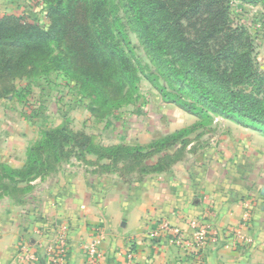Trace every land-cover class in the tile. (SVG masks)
Wrapping results in <instances>:
<instances>
[{
	"label": "trees",
	"instance_id": "16d2710c",
	"mask_svg": "<svg viewBox=\"0 0 264 264\" xmlns=\"http://www.w3.org/2000/svg\"><path fill=\"white\" fill-rule=\"evenodd\" d=\"M42 1L45 25L0 14V99L18 93V79L34 82L57 73L103 120L138 100L145 77L164 102L202 125L222 116L264 135V67L255 37L232 17V0ZM130 31L148 62L138 58ZM187 132L147 145H103L67 124L45 130L27 148L21 168L0 163V197L23 201L32 181L73 158L88 163L89 155L103 172L141 180L185 156Z\"/></svg>",
	"mask_w": 264,
	"mask_h": 264
},
{
	"label": "crops",
	"instance_id": "0c3cea01",
	"mask_svg": "<svg viewBox=\"0 0 264 264\" xmlns=\"http://www.w3.org/2000/svg\"><path fill=\"white\" fill-rule=\"evenodd\" d=\"M218 121L207 142H190L169 169L141 180L103 172L97 158H87L32 181L23 201L2 196L0 264H42L44 256L48 262L47 245L66 264H87L96 227L102 230L100 264H264V135L223 117ZM25 160L0 163L21 168ZM163 221L188 236L205 228L204 244L185 249L171 243L167 232L150 238ZM238 229L240 237L232 233ZM26 240L37 255L34 263L20 258Z\"/></svg>",
	"mask_w": 264,
	"mask_h": 264
},
{
	"label": "rangeland",
	"instance_id": "374dc122",
	"mask_svg": "<svg viewBox=\"0 0 264 264\" xmlns=\"http://www.w3.org/2000/svg\"><path fill=\"white\" fill-rule=\"evenodd\" d=\"M45 8L42 0H0L1 15L25 16L31 22L44 25L48 23ZM231 10L234 21L244 25L255 37L259 64L264 67V0H232ZM130 35L138 58L148 62L140 40L131 31ZM15 85L18 93L0 99V158H26L27 148L39 140L45 130L64 124L92 135L97 143L103 145H147L167 134L188 130L183 137L194 141L196 146L211 138L212 124L220 122L218 120L222 117L215 116L213 122L202 125L197 116L178 105L164 102L145 77L140 82L138 100L117 109L103 120L91 115L86 97L57 73L34 82L18 79ZM88 158L96 157L89 155ZM74 160L77 161L73 158L70 162ZM32 191L33 188L27 192L28 195ZM25 229L29 235V227ZM25 242L29 244L28 240Z\"/></svg>",
	"mask_w": 264,
	"mask_h": 264
},
{
	"label": "built area",
	"instance_id": "2783aa9c",
	"mask_svg": "<svg viewBox=\"0 0 264 264\" xmlns=\"http://www.w3.org/2000/svg\"><path fill=\"white\" fill-rule=\"evenodd\" d=\"M249 216H247L243 222V226L246 225ZM193 226L196 228V222H192ZM163 232L168 233V239L171 243L188 249V248H198V245H202L206 239V229L205 228H198L191 236L175 229L171 226L169 221L161 222L160 226L154 228L150 231L149 236L152 239H159ZM231 233V232H230ZM233 235L241 236V230L238 229L232 232ZM101 243H102V230L101 227H96L93 230V234L90 240L87 243V250H86V257H87V264H100L102 250H101ZM44 252L48 262L50 264H66V259L62 255L61 252H55L54 247L51 245H47L44 248ZM20 258L26 262L34 263L38 260L37 255L30 250L29 244L26 242L20 248Z\"/></svg>",
	"mask_w": 264,
	"mask_h": 264
},
{
	"label": "water",
	"instance_id": "95a60500",
	"mask_svg": "<svg viewBox=\"0 0 264 264\" xmlns=\"http://www.w3.org/2000/svg\"><path fill=\"white\" fill-rule=\"evenodd\" d=\"M261 193H262V195L264 196V187L262 188ZM42 264H50V263H48V262L46 261L45 256L42 257Z\"/></svg>",
	"mask_w": 264,
	"mask_h": 264
}]
</instances>
